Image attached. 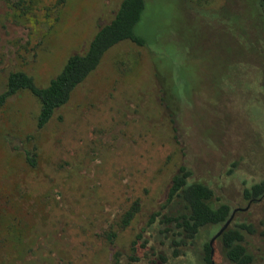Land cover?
<instances>
[{"label": "rangeland", "instance_id": "rangeland-1", "mask_svg": "<svg viewBox=\"0 0 264 264\" xmlns=\"http://www.w3.org/2000/svg\"><path fill=\"white\" fill-rule=\"evenodd\" d=\"M121 1L0 0V94L13 70L47 85ZM139 32L150 47L107 52L46 129L29 92L0 109V264H113L111 233L121 264H153L152 247L165 264H200L218 228L179 258L147 229L140 261L129 260L180 165L232 207V225H253L247 248L264 264V197L244 198L264 181V1L146 0ZM26 152L38 154L36 169ZM212 246L213 264H229Z\"/></svg>", "mask_w": 264, "mask_h": 264}, {"label": "trees", "instance_id": "trees-1", "mask_svg": "<svg viewBox=\"0 0 264 264\" xmlns=\"http://www.w3.org/2000/svg\"><path fill=\"white\" fill-rule=\"evenodd\" d=\"M264 1V0H263ZM263 5V3H262ZM146 9V0H122L113 19L97 27L96 33L84 52L73 53L65 62L62 70L52 77L45 86H38L34 77L23 71L8 73L5 90L0 94V109L20 92H29L38 101L36 127L46 129L59 110L67 106L77 89L97 71L101 62L111 49L125 42L138 46H149L146 37L139 32ZM179 93L180 88L176 85ZM174 91V88H173ZM62 121V118H59ZM25 161L31 169L38 167V154L25 153ZM264 197V181L244 191V198L254 202ZM140 203L135 202L126 211L121 221L122 227L131 226L140 213ZM233 220V209L216 196L206 184L193 181L192 172L180 165L171 175L165 195V203L160 210L151 214L146 226L130 243L132 263L140 261L139 251L146 249L149 240L144 238L145 231H155L159 245L171 250L172 258L183 256L184 251L194 246L196 239L209 230L217 229L210 241H206L199 256L200 264H213L212 240L216 237L222 245V252L229 264H253L254 257L247 248V236L255 230L252 224L226 223ZM117 235H108L112 263L121 264L122 253L116 251ZM215 240V241H216ZM155 256L153 264H165L169 258L161 250L151 249ZM167 250V251H168Z\"/></svg>", "mask_w": 264, "mask_h": 264}, {"label": "water", "instance_id": "water-1", "mask_svg": "<svg viewBox=\"0 0 264 264\" xmlns=\"http://www.w3.org/2000/svg\"><path fill=\"white\" fill-rule=\"evenodd\" d=\"M233 213H235V211H234ZM233 215H234V214H233ZM231 221H232V220L228 221V222L226 223L225 227L229 226V224L231 223ZM216 237H217V236H216ZM216 237L212 240V244H213V242L216 240Z\"/></svg>", "mask_w": 264, "mask_h": 264}, {"label": "flooded vegetation", "instance_id": "flooded-vegetation-1", "mask_svg": "<svg viewBox=\"0 0 264 264\" xmlns=\"http://www.w3.org/2000/svg\"><path fill=\"white\" fill-rule=\"evenodd\" d=\"M181 94H182V93H179V95H178V96L180 97V98H179L180 100H181L182 95H183V94H182V95H181ZM182 108H183V106H182V103H181V108H180V109H182ZM233 212H234V211H233Z\"/></svg>", "mask_w": 264, "mask_h": 264}]
</instances>
